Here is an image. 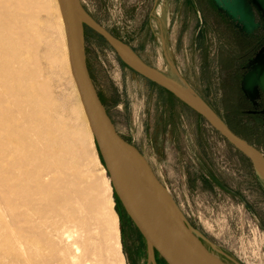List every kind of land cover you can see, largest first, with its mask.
Returning <instances> with one entry per match:
<instances>
[{"label": "rangeland", "instance_id": "374dc122", "mask_svg": "<svg viewBox=\"0 0 264 264\" xmlns=\"http://www.w3.org/2000/svg\"><path fill=\"white\" fill-rule=\"evenodd\" d=\"M80 2L147 64L194 91L264 157V92L244 80L264 46L259 0H239L251 16L250 29L231 21L212 0ZM46 4L53 8L28 5L22 13L27 19L42 16L57 22L54 1ZM41 32L66 52L60 30L43 25ZM84 37L90 75L116 131L146 158L205 245L231 264H264V180L250 161L193 110L126 64L87 26ZM22 39L29 44L33 37L26 33ZM26 56L42 76L51 78V93L59 105L68 108L76 102L68 66L54 72L43 46ZM95 147L87 136L79 148L80 174L76 170L68 175L83 186L95 185L91 203L81 206V214L55 220L61 229L72 231L69 243L81 250L79 264H150L145 242L113 188L106 189L103 175L110 177L107 171L103 174ZM40 217L35 209L30 211L27 257L29 264H53L63 253L43 234Z\"/></svg>", "mask_w": 264, "mask_h": 264}, {"label": "bare ground", "instance_id": "6f19581e", "mask_svg": "<svg viewBox=\"0 0 264 264\" xmlns=\"http://www.w3.org/2000/svg\"><path fill=\"white\" fill-rule=\"evenodd\" d=\"M46 1L0 0V264H29L27 225L32 209L41 214L43 234L63 253V259L54 257L53 264H79L81 250L69 243L72 231L61 229L55 218L81 214V206L91 203L95 189V185L83 186L68 176L76 170L80 174L79 148L87 136L95 146L77 90L75 103L68 108L59 105L51 93V78L42 76L26 56L35 55L43 46L54 72L66 66L70 70L58 1L53 0L57 22L42 16L27 19L22 13L28 5L53 8ZM43 25L62 32L66 52L62 53L56 40L42 35ZM26 33L33 37L29 44L22 39ZM72 117L81 123L73 122ZM103 178L111 192L110 180L106 175ZM142 200L156 209L147 198ZM109 203L114 205L111 197ZM78 220L83 222V218Z\"/></svg>", "mask_w": 264, "mask_h": 264}, {"label": "water", "instance_id": "95a60500", "mask_svg": "<svg viewBox=\"0 0 264 264\" xmlns=\"http://www.w3.org/2000/svg\"><path fill=\"white\" fill-rule=\"evenodd\" d=\"M63 19L70 73L88 126L93 134L111 185L124 211L144 238L149 261L154 263V251L166 264H231L211 251L204 238L186 221L177 202L158 179L141 152L116 131L90 75L85 52L84 26L92 29L139 74L171 93L198 114L247 158L255 173L264 180V157L246 140L234 133L222 118L191 90L188 95L157 68L147 64L127 43L114 36L97 22L80 0H57ZM231 21L252 28L251 16L239 0H212ZM264 8V0H259ZM259 61L244 80L257 84L264 92V46L258 52ZM131 180L136 188L132 184ZM142 197L156 207H148Z\"/></svg>", "mask_w": 264, "mask_h": 264}, {"label": "flooded vegetation", "instance_id": "af4514ba", "mask_svg": "<svg viewBox=\"0 0 264 264\" xmlns=\"http://www.w3.org/2000/svg\"><path fill=\"white\" fill-rule=\"evenodd\" d=\"M128 216V215H127ZM130 219V218H129ZM137 229V228H136ZM138 231V230H137ZM139 232V231H138ZM140 234V233H139ZM140 237L142 238V240L145 242L144 238L142 237V235L140 234ZM203 241V240H202ZM146 244V242H145ZM147 248V245H146ZM213 248V247H212ZM215 249V248H214ZM148 252V249H147ZM150 264H166L162 258L158 255V253L156 251H154V263L150 262Z\"/></svg>", "mask_w": 264, "mask_h": 264}, {"label": "trees", "instance_id": "16d2710c", "mask_svg": "<svg viewBox=\"0 0 264 264\" xmlns=\"http://www.w3.org/2000/svg\"><path fill=\"white\" fill-rule=\"evenodd\" d=\"M93 31V30H92ZM98 35V34H97ZM100 38H102L101 36H99ZM103 39V38H102ZM104 40V39H103ZM171 94V93H170Z\"/></svg>", "mask_w": 264, "mask_h": 264}, {"label": "crops", "instance_id": "0c3cea01", "mask_svg": "<svg viewBox=\"0 0 264 264\" xmlns=\"http://www.w3.org/2000/svg\"><path fill=\"white\" fill-rule=\"evenodd\" d=\"M150 81V80H149ZM153 83V82H152ZM156 85V84H155ZM165 90V89H164Z\"/></svg>", "mask_w": 264, "mask_h": 264}]
</instances>
